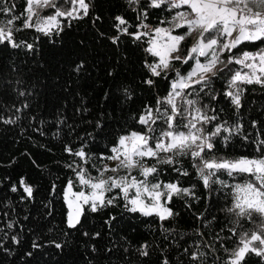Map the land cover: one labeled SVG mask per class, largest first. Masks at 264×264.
<instances>
[{
  "label": "snow or ice",
  "instance_id": "6c2138e0",
  "mask_svg": "<svg viewBox=\"0 0 264 264\" xmlns=\"http://www.w3.org/2000/svg\"><path fill=\"white\" fill-rule=\"evenodd\" d=\"M126 4L135 13L131 19L136 23L130 21L127 13L116 15L111 25L114 33L107 39L118 46L122 38H127L142 50L147 71L143 83L155 88L158 79L164 80L168 90L166 95H157L155 106L145 105L135 118L142 128L119 135L107 154L96 157L101 166L92 163L93 156L85 150L86 144L77 148L65 143L64 152L72 159L64 167L73 173L63 190L67 227H82L85 209L96 213L114 205L118 198L130 213L155 216L160 222L174 219L179 214L169 207L173 197L194 193L182 187L179 180L161 181L158 165H170L187 177L188 168L176 165L181 164V158H188L196 179L209 195H222L224 205L220 212L232 227L225 225L219 232L209 233L197 230L200 240L185 248L183 255L195 264H248V258L254 255L264 264V138H260L264 133H258L251 141L255 155L227 154L224 149L234 136L241 134L243 126L221 119L224 109L211 103H218V96L222 95L238 112L244 86L258 85L264 89V46L255 51L245 47L257 42L264 45V0H126ZM92 7V0H23L21 5L14 0H0V46L35 52V42L18 39L19 33L32 30L40 34L36 40L43 36L54 43V37L71 27L74 20L88 17ZM150 16L157 17L155 24ZM92 19L96 23L102 17ZM83 68L81 62L74 71L79 73ZM221 77L223 91L215 92L213 84ZM125 93L131 98L127 89ZM28 95L23 89L17 91L20 98ZM205 98L209 103L204 102ZM28 107L26 99L19 106H0V123L16 124ZM5 111L10 114L5 115ZM243 138L248 140L246 135ZM20 189L25 194L21 200L32 198L34 189L25 177L20 178L19 188L15 184L11 187L12 192ZM114 190L115 195H106ZM8 215L4 213L5 217ZM196 219L205 228L211 223L203 214ZM17 224L18 221L8 219L5 227L14 229ZM163 231L169 229L163 227ZM0 232H4L0 250L9 253L2 240L10 237L14 244H19L18 233L10 234L4 228ZM32 247L41 245L34 241ZM55 247L62 245L55 243ZM149 247L145 243L136 251L147 257ZM162 264H169V260L165 257Z\"/></svg>",
  "mask_w": 264,
  "mask_h": 264
},
{
  "label": "trees",
  "instance_id": "16d2710c",
  "mask_svg": "<svg viewBox=\"0 0 264 264\" xmlns=\"http://www.w3.org/2000/svg\"><path fill=\"white\" fill-rule=\"evenodd\" d=\"M14 2L21 5L23 0ZM92 3L90 15L74 20L71 27L54 37V43L43 36L36 40L40 34L32 30L19 33L18 39L35 42V52L0 46V106L5 109L13 103L19 106L22 99L29 104L16 124L0 123V228L10 234L18 233L20 240L19 244H14L10 237L2 240L10 252L0 250V264H162L165 257L169 264H195L183 255V250L200 240L197 230L219 232L221 227L232 225L220 212L224 205L222 195L215 192L209 195L196 179L188 158H181V164L176 165L188 168L187 177L179 175L170 165H158L162 170L161 181L179 180L182 187L194 193L189 197H173L169 207L179 214L174 219L160 222L155 216L130 213L124 207L125 202L118 198L114 205L96 213L85 209L82 227H67L63 190L73 173L64 167L72 159L64 152L65 143L77 148L86 144L85 150L93 156L92 163L101 166L96 157L107 154L119 135L142 128L135 118L145 105L155 106L157 95H166L168 90V82L164 80L158 79L155 88L143 83L147 71L142 50L127 38H122L118 46L107 39L114 33L111 25L116 15L127 13L130 21L136 23L131 19L135 13L127 9L126 0H92ZM97 15L102 19L93 23L92 17ZM150 21L155 24L157 17L150 16ZM259 46L264 45L257 42L245 47L255 51ZM81 62L84 68L77 73L74 68ZM223 86L221 77L214 82L213 89L222 92ZM244 87L238 112L222 95L218 96V103L211 102L217 109H224L221 119L243 126L241 134L234 136L224 149L236 156L255 155L251 141L258 133H264V89L258 85ZM19 89L30 95L18 97ZM204 102L209 103L208 98ZM245 135L248 140L243 138ZM91 172L95 175V168ZM21 177L34 189L30 199L21 200L25 195L22 189L11 191L14 184L19 188ZM115 194L116 190L106 195ZM200 214L211 221L208 227L196 219ZM213 216L217 219L212 220ZM8 219L18 221L14 229L5 227ZM162 223L168 232L163 231ZM85 232L89 235H84ZM3 236L4 232H0V238ZM34 241L41 247L34 249ZM55 243L62 247L56 248ZM145 243L150 246L147 257L136 251ZM248 264H260V258L253 255Z\"/></svg>",
  "mask_w": 264,
  "mask_h": 264
},
{
  "label": "rangeland",
  "instance_id": "374dc122",
  "mask_svg": "<svg viewBox=\"0 0 264 264\" xmlns=\"http://www.w3.org/2000/svg\"><path fill=\"white\" fill-rule=\"evenodd\" d=\"M135 174V173H134ZM75 190V189H74Z\"/></svg>",
  "mask_w": 264,
  "mask_h": 264
}]
</instances>
